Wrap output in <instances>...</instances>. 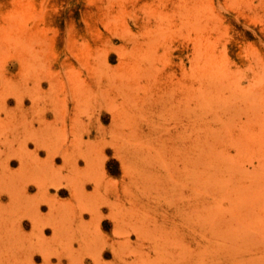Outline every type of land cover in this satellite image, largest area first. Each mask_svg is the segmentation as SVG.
<instances>
[{"label":"rangeland","instance_id":"374dc122","mask_svg":"<svg viewBox=\"0 0 264 264\" xmlns=\"http://www.w3.org/2000/svg\"><path fill=\"white\" fill-rule=\"evenodd\" d=\"M0 264H264V0H0Z\"/></svg>","mask_w":264,"mask_h":264},{"label":"bare ground","instance_id":"6f19581e","mask_svg":"<svg viewBox=\"0 0 264 264\" xmlns=\"http://www.w3.org/2000/svg\"><path fill=\"white\" fill-rule=\"evenodd\" d=\"M68 175V174H67ZM58 202V201H57ZM64 203V202H63ZM57 207V204H53V205H51V207H50V210L51 211H54V209Z\"/></svg>","mask_w":264,"mask_h":264}]
</instances>
